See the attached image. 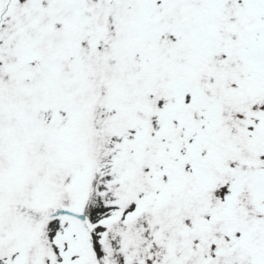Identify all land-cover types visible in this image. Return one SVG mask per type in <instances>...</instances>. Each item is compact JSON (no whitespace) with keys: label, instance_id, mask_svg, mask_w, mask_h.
<instances>
[{"label":"snow or ice","instance_id":"obj_1","mask_svg":"<svg viewBox=\"0 0 264 264\" xmlns=\"http://www.w3.org/2000/svg\"><path fill=\"white\" fill-rule=\"evenodd\" d=\"M0 264H264V0H0Z\"/></svg>","mask_w":264,"mask_h":264}]
</instances>
